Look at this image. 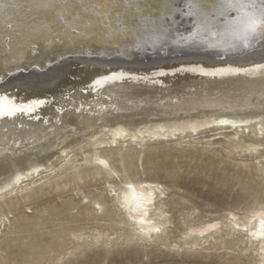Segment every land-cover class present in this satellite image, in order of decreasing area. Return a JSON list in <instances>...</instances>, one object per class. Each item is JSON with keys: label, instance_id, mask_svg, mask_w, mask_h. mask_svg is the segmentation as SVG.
<instances>
[{"label": "bare ground", "instance_id": "1", "mask_svg": "<svg viewBox=\"0 0 264 264\" xmlns=\"http://www.w3.org/2000/svg\"><path fill=\"white\" fill-rule=\"evenodd\" d=\"M207 1L210 7L205 6ZM241 2L250 7L243 9ZM141 3L152 6L157 20L148 32L121 38L119 48L111 49L108 43L95 46L91 38H81L76 44H65L75 55L68 56L49 43L44 53L21 57L22 65L36 64L32 71L4 70L0 199L5 201L45 177L65 175L77 161L69 160L56 174L52 160L58 157L65 162L83 138L93 149L78 165L80 169L106 171L112 180L120 173L99 151H114V147L119 154L122 141L144 146L185 137L188 132L197 136L215 127L230 131L226 145L230 154L259 152V140H264V38L256 39V29L264 25V0ZM116 34L120 32L105 33L104 38ZM77 56L81 59H73ZM50 58L56 61L48 62ZM42 63L44 71L39 68ZM241 133L252 134L258 142H245ZM106 134L109 138L97 147ZM135 177L124 176L118 189L112 186V196L140 234L158 237L167 213L161 208L163 185ZM228 223L235 231H246L250 243L261 247L260 264H264V209L245 219L232 213ZM224 225L209 223L191 234L201 236Z\"/></svg>", "mask_w": 264, "mask_h": 264}, {"label": "rangeland", "instance_id": "2", "mask_svg": "<svg viewBox=\"0 0 264 264\" xmlns=\"http://www.w3.org/2000/svg\"><path fill=\"white\" fill-rule=\"evenodd\" d=\"M229 135L210 127L197 136L188 132L144 146L122 141L119 154L114 147L101 149L120 173L115 180L106 171L80 169L93 149L83 138L65 162L52 160L56 174L69 160L77 161L65 175L45 174L44 181L0 199V264H260L261 247L250 243L246 231L233 230L228 219L264 209V140L257 153L230 154ZM108 138H100L97 147ZM240 138L258 142L249 133ZM130 173L163 185L161 208L167 213L158 237L140 234L112 196V186L118 189ZM213 222L225 225L191 234Z\"/></svg>", "mask_w": 264, "mask_h": 264}, {"label": "snow or ice", "instance_id": "3", "mask_svg": "<svg viewBox=\"0 0 264 264\" xmlns=\"http://www.w3.org/2000/svg\"><path fill=\"white\" fill-rule=\"evenodd\" d=\"M151 8L141 0H0V55L18 73L26 70L25 50L35 55L38 41L73 45L105 33L138 36L157 20Z\"/></svg>", "mask_w": 264, "mask_h": 264}, {"label": "water", "instance_id": "4", "mask_svg": "<svg viewBox=\"0 0 264 264\" xmlns=\"http://www.w3.org/2000/svg\"><path fill=\"white\" fill-rule=\"evenodd\" d=\"M211 5H212V3L210 1L205 2V6L206 7H210ZM241 6H242L243 9L244 8H249L250 7V3L241 2ZM123 37H124V35L122 33H120V34L114 35L111 39H108L109 41L106 40V38H103V39L91 38L90 39L91 41H89V42H92L93 45H95V46H102V45H105V44L108 43L110 45L111 49H116V48H119V41ZM128 37H131V35H126V38H128ZM263 38H264V25H261L260 27H258L256 29V39L258 41H262ZM83 40H85V39L83 38ZM51 43H52V46H54L53 48L56 47L58 52H61L60 55H62V54H64V55L66 54L68 56L69 55H72V56L74 55V53H72V51L69 50L68 46L65 45L66 43H56V42H51ZM85 43L88 44L87 42H85ZM48 44H49V42H47V41H38L37 42V47L35 49L36 50V54L37 53L38 54L44 53L46 51V49H48V47H47ZM2 50H3V42L0 41V53H2ZM25 54H26L27 57L31 56L30 53L27 50H25ZM41 58H43V57H41ZM28 59H30V57ZM55 61H56V59H54V58H53V60L51 58L48 60V62H55ZM44 62L46 63V61H44ZM45 63L40 64L39 68L42 69L41 71L45 70V68H46L45 67L46 66ZM35 65H36L35 63H29V64H26V65H22L23 67L26 68V70L25 71H21V72H25L26 73L27 71H32L33 69L36 68ZM8 66L9 65L5 66L4 58H3L2 55H0V78H1V76H2V74H3L5 69L11 70V69L15 68V66L14 67L12 66L13 68H10Z\"/></svg>", "mask_w": 264, "mask_h": 264}]
</instances>
